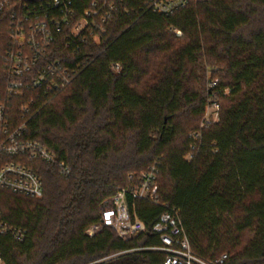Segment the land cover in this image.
<instances>
[{
  "label": "trees",
  "instance_id": "obj_1",
  "mask_svg": "<svg viewBox=\"0 0 264 264\" xmlns=\"http://www.w3.org/2000/svg\"><path fill=\"white\" fill-rule=\"evenodd\" d=\"M137 6L123 0L106 32L77 52L57 43V57L81 65L60 93L11 100L8 130L27 120L24 138L71 171L29 163L43 179L41 198L0 188L3 220L25 230L22 240L0 236L5 264H163L164 253L138 249L162 245L153 226L166 203L196 253L264 264V0H197L169 16ZM8 33L0 12V55ZM209 72L208 84L220 77L219 119L202 127L216 91ZM12 78L0 58L1 96ZM35 96L25 120L21 107ZM155 163L159 201L129 197L146 231L123 239L104 226L89 235L108 199Z\"/></svg>",
  "mask_w": 264,
  "mask_h": 264
},
{
  "label": "built area",
  "instance_id": "obj_2",
  "mask_svg": "<svg viewBox=\"0 0 264 264\" xmlns=\"http://www.w3.org/2000/svg\"><path fill=\"white\" fill-rule=\"evenodd\" d=\"M197 0H138L133 11L148 10L169 16ZM123 0H0V12L9 17V49L0 55L13 77L8 82L5 96L0 95V188L14 194L41 198L44 194L42 177L29 163L42 161L55 165L62 174L71 169L59 161L51 150L38 140L25 139L26 118L36 102V96L25 100L21 107L26 120L14 132L8 130L9 105L14 97H22L26 91H34L42 97L54 96L75 79L80 64L70 66L57 57V43L74 52L89 46L106 32ZM120 65H116L119 69ZM218 79L209 86L216 90ZM219 94L213 91L206 105L202 127L219 119ZM199 138L200 133H194ZM198 145H192V158ZM7 158H12L6 161ZM159 167L155 163L136 176L135 181L120 188L103 206L101 220L88 229L93 236L104 226L114 227L123 239L146 231V224L132 212L129 197L150 202L159 201ZM166 211L153 226L160 235L161 246L138 250L159 251L165 254L163 264H225L228 256L206 258L193 251L186 235L183 221L176 208L165 204ZM11 233L22 240L25 230L5 222L0 208V236ZM0 264H5L0 255Z\"/></svg>",
  "mask_w": 264,
  "mask_h": 264
},
{
  "label": "rangeland",
  "instance_id": "obj_3",
  "mask_svg": "<svg viewBox=\"0 0 264 264\" xmlns=\"http://www.w3.org/2000/svg\"><path fill=\"white\" fill-rule=\"evenodd\" d=\"M176 34H177V35H181V32H180V31H176ZM214 71H218V69H217V68H214ZM211 73H212V72H209V74H208L207 77H206V78H207V81H206V82H207V86L209 85L208 82L210 81L211 77H213V76H212L213 74H211ZM217 78L220 79L219 76H218ZM229 94H230V90L227 88V89L225 90L224 96L229 95ZM203 119H204V116H203ZM203 119H202V120H203ZM216 122H217V121H216ZM201 124H202V122H201ZM201 126H202V125H201ZM246 234H247V233H246ZM245 237H248V235H246Z\"/></svg>",
  "mask_w": 264,
  "mask_h": 264
}]
</instances>
